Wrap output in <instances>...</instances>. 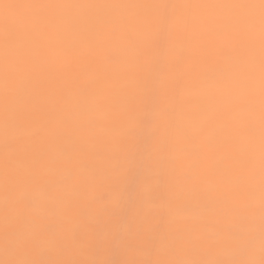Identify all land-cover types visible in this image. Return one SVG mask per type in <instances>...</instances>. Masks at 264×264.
Wrapping results in <instances>:
<instances>
[{
  "label": "snow or ice",
  "instance_id": "6c2138e0",
  "mask_svg": "<svg viewBox=\"0 0 264 264\" xmlns=\"http://www.w3.org/2000/svg\"><path fill=\"white\" fill-rule=\"evenodd\" d=\"M0 264H264V0H0Z\"/></svg>",
  "mask_w": 264,
  "mask_h": 264
}]
</instances>
